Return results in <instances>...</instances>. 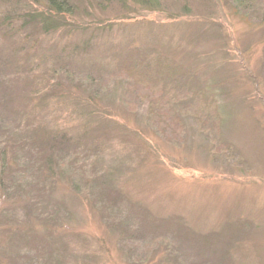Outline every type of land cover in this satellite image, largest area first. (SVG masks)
Segmentation results:
<instances>
[{"label":"rangeland","instance_id":"1","mask_svg":"<svg viewBox=\"0 0 264 264\" xmlns=\"http://www.w3.org/2000/svg\"><path fill=\"white\" fill-rule=\"evenodd\" d=\"M81 1L67 21L86 30L39 50H16L18 23L0 31V144L62 130L76 99L91 114L55 157L60 187L9 158L6 185L26 182L0 195V264H264V0ZM23 2L0 0L2 19ZM84 37V56L60 54ZM42 90L57 108L45 117L31 100Z\"/></svg>","mask_w":264,"mask_h":264},{"label":"trees","instance_id":"2","mask_svg":"<svg viewBox=\"0 0 264 264\" xmlns=\"http://www.w3.org/2000/svg\"><path fill=\"white\" fill-rule=\"evenodd\" d=\"M28 1V2H27ZM88 3V6H96V8H99L104 1L107 3L109 0H86ZM235 6L237 8L247 7L248 3H250L251 7L254 5V0H234ZM244 1V4L242 6V3ZM27 3H24L21 5L22 7V13L18 14L16 10L8 11V15H5L2 19V15H0V31L3 29V35H11V33H14L15 27H13V24L18 23L17 29L19 31H26L23 35V39L20 44L18 45V48L16 50H20V52H24V49H26V53H30L31 50H39L41 47L40 38L41 37H49L51 35H60L58 34L59 31L63 33V35H72L76 33H82L85 31V26L81 27L76 26L73 24V22L67 21L68 18H73L74 10L76 9V2L82 3L81 0H26ZM144 4L148 7L150 10L159 9L158 3L156 0H147L144 2ZM36 5V8H35ZM39 7V8H37ZM32 26V30L30 32L27 31L28 27ZM29 30V29H28ZM33 32H37L38 34L33 38ZM65 37V36H64ZM30 40V41H27ZM80 43L75 44H67L65 46H62L63 50L60 52L61 55H69L70 57H79L84 56L85 51L87 52L89 48V41L83 39L82 41H79ZM48 53V50H47ZM43 84H46L44 82ZM58 85V84H57ZM52 92H56L58 88L56 85L49 84L48 86ZM63 95V94H62ZM49 98V92H46V90H42L37 92L31 100L32 101H38L41 105L42 103H45V105H42V115L45 117L49 115L52 111L57 110V108L51 107L48 102L52 100H48ZM72 108H59L58 110H61L69 115V120L71 124L63 123V129L60 130L59 126L61 124H54L52 126V130L44 131L45 129L38 128L37 130H30L28 131H22L21 134H24L25 136H21V138L17 141L16 139H12L11 141H5L0 144V195L4 197V200L6 199H12L13 196L11 193L17 194L19 191V187L16 184H24L26 182V178L22 175H14L12 178H10L11 183L6 185L4 174L5 172L11 176L13 173V166L11 165V160L9 158H14L16 156L15 150H19L22 154H25L26 156H29V160H31V164L35 166L36 172L40 178V181L42 183L49 182L55 184L57 187H60L62 181L64 180L63 173H61V169L59 168L60 165H56L55 163V157L57 154L60 155L63 149H68L66 151H71V146L74 145V143L79 142V139H83V133L81 130V123L75 124L73 123L74 120H80L79 115H83V119H85L87 116H90V112L87 111V106H89L87 100L79 101L76 99L72 104ZM156 109L154 107H150V111H155ZM185 112L183 110H180L178 112L179 117L186 116L184 114ZM42 116V117H43ZM60 117H63L62 115ZM179 117L177 116V113L174 114L173 120L177 125H179ZM24 120L28 119L25 117ZM90 118L83 121L84 123L87 122ZM71 128V132L68 130V132L65 131V128L68 127ZM74 128V131H73ZM15 134H19L18 130ZM66 152V153H68ZM17 161V160H16ZM55 163V165H54ZM14 173H16V169H14ZM58 180V182L54 181V179ZM53 179V180H52ZM103 180V177L101 174H95L92 178L91 183L93 185L98 184ZM52 187L49 188V191L51 192ZM39 193V192H38ZM37 198V197H35ZM32 201V199H31ZM38 209V207H36ZM43 208L47 209L46 206H43ZM25 210L27 211L26 217L31 216L33 212V206L28 205L26 206ZM50 216V215H49ZM37 216H35V219ZM48 223L41 224V229L44 230L46 227L50 225H54L57 222L54 219H47ZM50 222V223H49ZM30 230H34L30 228ZM23 238V235H22ZM7 264V263H6Z\"/></svg>","mask_w":264,"mask_h":264}]
</instances>
